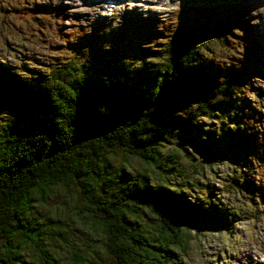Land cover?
<instances>
[{"label": "trees", "instance_id": "16d2710c", "mask_svg": "<svg viewBox=\"0 0 264 264\" xmlns=\"http://www.w3.org/2000/svg\"><path fill=\"white\" fill-rule=\"evenodd\" d=\"M206 2L196 10L186 0L155 25L131 16L67 32L53 18L61 8L0 6V45L9 44L11 59L0 56V102L17 110L0 125V264H26L18 251L27 243L43 264H58L43 242L45 223L26 215L37 193L69 183L83 193L92 233L111 258L102 264H178L176 250H185L188 227L198 231L206 208L189 203L190 175L161 148L176 102L212 119L225 109L214 145L240 160L231 167L234 194L248 197L251 213L263 210L264 51L241 5ZM5 25L13 33L1 31ZM192 144L209 160L212 148ZM113 148L180 181L153 182L143 168L114 165ZM142 213L154 219L151 227L138 221ZM13 235L18 242L8 243Z\"/></svg>", "mask_w": 264, "mask_h": 264}, {"label": "rangeland", "instance_id": "374dc122", "mask_svg": "<svg viewBox=\"0 0 264 264\" xmlns=\"http://www.w3.org/2000/svg\"><path fill=\"white\" fill-rule=\"evenodd\" d=\"M4 1L0 0V6ZM185 1L18 0V4L34 10L46 6L49 9L61 8L63 13L53 18L57 20L56 27L67 32L70 29L78 30L101 23L113 26L121 21V17L131 16L145 24L155 25L171 17L174 9L185 4ZM191 1L187 0L188 3ZM194 1L197 5L196 10H202L207 6L206 0ZM237 4L244 9L240 16L250 22L252 27L250 30L254 31L259 39V50L264 51V0H237ZM1 15L4 14L0 7ZM10 26L1 27V31L13 33ZM3 46L0 45V56H5L11 61L10 53L7 51L10 50L9 44ZM28 65L31 66L29 63ZM258 85L264 91V83ZM247 100L252 102L249 96ZM260 109L264 113V104ZM16 113V108L0 102V125L14 118ZM224 114L223 108L215 119L206 118L191 106L176 102L170 106L169 113L164 117L165 120L170 118L173 132L166 137L161 148L163 152H175L179 167L190 175V182L185 186L183 193L193 197L186 196L189 203L191 205L202 203L206 208L205 216L200 219L198 231L196 232L192 226L188 227L185 250H176L178 264H264V207L262 211L255 209L257 214L251 213L248 211L251 207L245 204L248 197L242 193L234 194V186L230 183L232 181L230 177L233 175L231 167L234 163H240V160H235L227 150L214 145L215 138L223 136L219 125L223 127L226 125L220 120ZM181 120L184 121V128L179 129L177 125ZM195 139L198 144H206L209 150L213 149L209 160L206 161L200 152L194 150L192 142ZM240 154L244 155L247 162L248 150L246 152L242 150ZM108 157L114 165L124 164L129 172L141 171L143 168L153 182L180 181L178 176L157 173L151 166L147 167L135 156L119 148L111 149ZM259 183L263 190L264 175L257 180V184ZM260 199L262 206L263 192ZM32 204L26 219H37L45 223L43 242L58 264H102L111 259L101 248L103 240L92 233L94 231L90 227V218L84 209L88 207V203L76 184L46 187L44 194L37 193ZM239 205L243 207L242 212L234 211V207L238 208ZM226 211L233 214L227 217ZM211 216L217 218L218 222L215 223ZM138 221L145 227H151L154 223V219L146 213L140 214ZM18 240L17 235L7 239L8 243ZM4 241H6L4 238H0V253ZM73 252L81 255L83 262H77ZM18 256L26 264H43L38 252L28 243L20 247Z\"/></svg>", "mask_w": 264, "mask_h": 264}, {"label": "bare ground", "instance_id": "6f19581e", "mask_svg": "<svg viewBox=\"0 0 264 264\" xmlns=\"http://www.w3.org/2000/svg\"><path fill=\"white\" fill-rule=\"evenodd\" d=\"M250 23V22H249Z\"/></svg>", "mask_w": 264, "mask_h": 264}]
</instances>
